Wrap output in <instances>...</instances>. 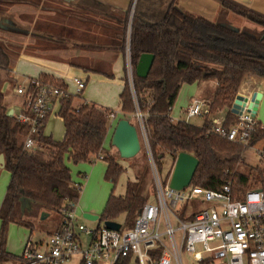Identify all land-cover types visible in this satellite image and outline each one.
Returning <instances> with one entry per match:
<instances>
[{"label":"trees","instance_id":"obj_1","mask_svg":"<svg viewBox=\"0 0 264 264\" xmlns=\"http://www.w3.org/2000/svg\"><path fill=\"white\" fill-rule=\"evenodd\" d=\"M217 1L223 14L232 11L251 19L257 26L234 29L226 25L224 16L209 20L181 9L178 0H168L165 8H162L164 0H136L123 20L121 50L125 52L129 29L134 90L138 107L145 115L149 147L156 164H161L165 154L176 159L179 152H189L199 159L191 184L217 189L231 179L233 195L240 197L252 187L264 192V167L246 164L240 170L245 164L242 154L248 147L210 131L208 114L204 115L201 125L174 120L170 115L184 83L214 80L215 90L206 100L211 112L227 109L224 127L228 128L237 121L230 109L245 75L252 73L264 77V15L234 0ZM143 53L154 54L146 76L138 75L136 70ZM12 57L0 43V154L5 157L3 168L11 174L0 206L1 262L9 258L5 245L11 222L30 228L32 233L30 218L42 212H55L60 215V221L64 210L70 209L71 203L76 204L82 184L73 181L66 157L75 163L92 162V155L106 153L103 143L109 129L108 116L113 111L94 102L74 103L76 96L65 97L60 109L65 124L63 139L55 140L44 134L46 120L33 133L36 149H25L30 126L20 122L16 115H8L10 104L2 89L3 82L9 80L14 84L16 81L10 78ZM82 67L113 76L97 66ZM39 77L57 85L64 84L62 79L46 73ZM128 87L127 82L120 93V111L123 112L136 110ZM263 137L264 128L258 129L250 142L253 145ZM103 156L108 163L105 175L116 183L125 168L114 156L107 153ZM169 177H164V182ZM142 179L139 176L135 181L129 180L123 195H115L112 190L98 223L120 222L119 218L124 216L122 226L132 227L141 208L151 200V190ZM23 197L27 198L28 206H22ZM186 208L187 204L183 210ZM118 264H125V261Z\"/></svg>","mask_w":264,"mask_h":264},{"label":"built area","instance_id":"obj_2","mask_svg":"<svg viewBox=\"0 0 264 264\" xmlns=\"http://www.w3.org/2000/svg\"><path fill=\"white\" fill-rule=\"evenodd\" d=\"M126 76L135 94L133 68L130 55L129 29L126 39ZM14 73V70H13ZM11 94L18 98L11 105L12 116L30 126L24 141L27 150L36 149L33 133L51 116L60 115L62 100L68 96H80L87 84L85 76L72 78L69 84L57 85L38 77L15 78ZM3 91H5L3 89ZM136 100V95H134ZM87 103L88 101H84ZM246 102L237 121L224 127L226 111H210L209 101L200 97L190 100L185 116L174 120L209 115L210 131L242 146H251V137L264 125L258 121ZM143 130L144 143L149 154L155 180L156 194L139 211L132 227L110 229L105 222L89 226L76 213V204L63 212L60 225L49 234L47 240L35 239L33 233L24 243L20 255H10L11 264H118L135 256L139 264H183L182 251L189 252L200 264H264V192L252 187L233 195L232 180L219 188L201 185L175 190L164 182L149 147L145 128V115L136 104ZM172 111V109H171ZM171 115V114H170ZM109 116L115 119L116 111ZM62 118V117H61ZM63 119V118H62ZM264 167V145L257 149ZM104 160L102 154L92 155L91 160ZM71 160L66 157V162ZM68 164V163H67ZM208 202V206L194 209L190 201ZM187 204V208L183 210ZM161 253H153L154 250Z\"/></svg>","mask_w":264,"mask_h":264},{"label":"rangeland","instance_id":"obj_3","mask_svg":"<svg viewBox=\"0 0 264 264\" xmlns=\"http://www.w3.org/2000/svg\"><path fill=\"white\" fill-rule=\"evenodd\" d=\"M90 7H96L91 0H80L78 2L77 0H0V24L1 22L4 23V21L7 22L8 20H11L17 27L22 29L21 32H15L7 30L1 27L0 25V43L4 46L8 53L13 56L10 61L12 68L10 78L14 80L16 77L21 78L23 76L38 77V72L43 69L40 63L35 60L28 59L23 55L29 54L37 57L47 56L55 59L65 58V60L70 59L76 54L88 55V52L85 51H79V53L70 52L72 54H68V52L64 50V47H68V49L71 48V43H69L67 39H65L63 42L59 41V38L57 36L54 37L51 32H60L59 29H61L62 27H58L60 25L58 23L59 20H61L62 17L66 19L70 18L73 15L75 16V19L81 18L85 22L83 23L82 21L81 29H78L80 27L79 26L76 29L70 30L67 29V27L69 26L65 25V30L75 32V35L84 39L88 36H93V34H90L92 28L84 25H89L91 22L94 21L99 22L104 17L100 15L102 11L101 8H97L93 12ZM232 14L234 15L233 19H230L232 23H243V26H246V28H248L250 24H255L254 21L243 15L237 13ZM252 27L253 26H251L250 28ZM79 32H81L80 35ZM50 33L52 35H49ZM47 38L56 42L57 44L50 43ZM92 38L93 37H91L90 39ZM76 58L80 61H83L84 63H87V58ZM13 68H16L15 71L17 73H13ZM86 75H88L89 80L85 90L83 91L84 94H81L79 97L76 96L73 99V102L79 103L82 101H86L82 97V95H84V97L86 96L85 98H87L86 93L90 91L92 95L90 96V98H88L91 101L96 102V100H94L93 98L94 96H103L109 103L108 107L113 108L115 111L120 102L121 90L117 91L116 86H114L112 81L110 83H100L97 75L94 73ZM127 82L129 86L128 88L132 94V99L134 100V104H137L138 106V102H136L134 99V95H136V93L133 95V92L131 91L132 87L128 79ZM67 84H69V90L72 92V81L67 80ZM11 87L12 82H10L9 80L3 82L2 89L5 90V99L7 103L10 104V108L11 105L17 102L18 100L16 96L11 94ZM215 87L216 83L214 80L201 81L199 84H183L179 95L174 103L175 113L184 118L186 105L190 98L192 96V98H209L213 94ZM138 115L139 114L136 109L135 111L130 110L127 112H116L115 119L108 116L109 128L113 121L117 123V120L122 117L128 118L131 123H133L137 127L141 143V148L139 152L135 156L128 158L122 157L118 149L114 145H110L108 142L106 143L107 145L104 144V150L106 151V153L117 158V160H119V162L125 168L124 172L116 181V183L112 182L106 177V166L104 163H102V159L97 160L95 162L92 161V163L94 164L88 161L75 163L73 162V160H69L67 162L68 166L71 169V175L73 176L74 180L82 184V191L80 193L79 200L84 195L87 200H92L94 206L97 205V213L94 214H98L99 216L102 214L112 190L113 194L115 195H123L126 191L127 182L129 180L135 181L139 176L141 177V179L143 177L142 180L145 181L146 187L151 190V200L156 194L154 175L150 164L149 154L144 143L142 130L143 126H141L139 120L140 118ZM203 118L204 116H202V118L201 116H196L192 117L190 121L193 124L200 125L201 121L203 122ZM257 118L260 119L259 115L257 116ZM262 123L264 124V122ZM45 131L47 135H51L55 140L63 139L65 133V124L63 122V119L57 115H51L47 119ZM260 144L261 143L253 144L243 152L242 158L245 164H242L240 170H243V167L246 164L253 166H261V160L259 159L257 150L261 148ZM106 153L101 152L102 155H105ZM174 163L175 158L172 157L170 154H165V156L161 159V164H157L160 174L163 178L167 175L171 176ZM93 165H95L96 167H93ZM92 168H95L93 172H91ZM170 170L171 172H169ZM10 179V172L7 169L2 168L0 170V206L5 197ZM190 204L194 209L208 206V202L203 203L199 200L190 201ZM86 210H89V208L80 203L78 206L76 205V212L79 215V219L89 226H96L98 224L97 220H89L83 217V214ZM59 217L60 215L58 213L51 212L48 213L45 218H41V215L30 218L33 223V229H31L35 239L41 238L47 240L49 234L52 233L58 225ZM123 218L124 216H121L119 218L121 223L123 222ZM1 227L2 221L0 219V232ZM123 228L125 227L123 226ZM30 233V228L11 222L7 228V239L5 245L6 251H10V253H12L13 255H20L24 248V243L30 236ZM182 259L183 264H198L192 258L191 254L185 250L182 251ZM125 264H139V262L136 260L135 256H132L130 260H126Z\"/></svg>","mask_w":264,"mask_h":264},{"label":"crops","instance_id":"obj_4","mask_svg":"<svg viewBox=\"0 0 264 264\" xmlns=\"http://www.w3.org/2000/svg\"><path fill=\"white\" fill-rule=\"evenodd\" d=\"M78 1L80 0H77V2ZM91 1L96 7H93V8L90 7V9L93 10L94 12L95 9L101 8L102 11L100 15L104 17L99 22L94 21V22H91L93 24L90 23L89 25L87 24L84 25V26H88L92 28V31H91L92 33L90 32V34H93V36H88L87 38L84 39V38H80L77 35H75V32L70 31L71 29H76L79 26L80 27L78 29H81L82 27L81 23L83 19L81 18L75 19V16L73 15L70 18H66V19L62 17V19L59 20L58 23L61 26L59 25L58 27H62L61 29H59L60 32L58 33L51 32L54 35V37L57 36L59 38V41L63 42L65 39H67V41L71 43V48L68 49V47L66 48L64 47V50H66L68 54L70 52L79 53V51H85V52H88V55L87 54H81V55L76 54L68 60H65V58L55 59V58H51L47 56L37 57L34 55H29V54L23 55V56H25L28 59L35 60L42 65L43 69H41L38 72L39 74L37 76H39L42 72V73L52 75L55 78L62 79L64 82L67 83V80L72 81V78L74 76L80 75V76H85L87 79V83H88L89 77L86 74L94 73L97 75L100 83H107V82L110 83L112 81L114 86H116V90L117 91L121 90L122 92L127 83L126 54L125 52L121 50V45L123 43V28H124L123 20L130 6H131L130 8L131 10H132V7H134L136 0H91ZM234 1L264 15V0H234ZM167 2L168 0H164V5L162 8H165ZM178 6L185 11L194 13L198 16L205 17L209 20H215L218 17L224 16V18L227 21L226 24H228L232 28H237V29L246 28V26L245 27L243 26L244 25L243 23L241 24L232 23L230 19L231 18L233 19L234 15L232 13L234 12L228 11L224 13L225 14L224 15L221 11L222 6L217 0H178ZM130 15H131V12H130ZM84 22L85 21H83V23ZM65 25L69 26L67 27V29H70V30L66 31ZM251 26L255 27L257 26V24L256 23L250 24L248 28H250ZM51 33L49 35H52ZM80 33L81 32H79V35ZM91 37L93 38L90 39ZM50 39L47 38V40L50 43H54V44L56 43ZM76 57H80L84 59L87 58V63L80 61ZM82 65H86L88 67L97 66L99 70L112 73L113 76L109 77L105 73H99L96 71H91V72L87 71L84 67H82ZM15 69L13 68L14 72H16ZM194 83L199 84L200 82L199 83L194 82ZM184 84H188V83H184ZM238 93L248 97L249 100H253L257 102L258 104L257 116L259 115L260 117L258 121L260 123L264 122V77H261V76H258L252 73H247L242 81V84L240 86ZM82 94H84V92ZM86 95H87V98L88 97L90 98L92 93L89 91L88 93H86ZM82 97L88 102H94V101H91L89 98H88L89 100L85 98L86 96L84 97V95H82ZM93 98L94 100H96V102L94 103H96L97 105L103 106L106 108H111V107H108L109 103L106 101L105 97L103 96L95 97L94 96ZM190 100L188 101L187 105L189 104ZM174 106L175 104L172 107L171 116L174 119L180 118L179 117L180 115L175 113ZM224 110L227 112V109H224ZM115 111L116 112L120 111V103L117 106V109ZM115 123L116 122L113 121L110 128L108 129V133L104 140L103 146L107 142L111 145V137L114 131ZM190 123L192 122L190 121ZM201 124H202V121H201ZM44 134L47 135L45 128H44ZM257 143H261L260 147H262L264 145V138L254 144H257ZM102 163H104L107 168L108 163L105 160H102ZM93 167H96V166L93 165ZM94 169L95 168H92L91 172H93ZM72 179L74 182H76L73 176H72ZM76 183H79V182H76ZM79 203L89 208V210H86L85 212H91L93 214L97 213V209H96L97 205L94 206V203H92V200H87L85 195L81 197L80 200L78 199V201L76 202V205L78 206ZM60 221L58 225L56 226V228L60 225ZM8 253H9V258L3 262L0 261V264H11L12 263V259L10 255H13V254L10 253V251H8Z\"/></svg>","mask_w":264,"mask_h":264},{"label":"water","instance_id":"obj_5","mask_svg":"<svg viewBox=\"0 0 264 264\" xmlns=\"http://www.w3.org/2000/svg\"><path fill=\"white\" fill-rule=\"evenodd\" d=\"M1 27L15 32H21L22 29L17 27L11 20L4 23L1 22ZM228 25V24H226ZM229 26V25H228ZM231 27V26H229ZM232 28V27H231ZM237 29V28H234ZM24 32V31H23ZM216 37L215 35H213ZM154 54L152 53H143L137 64V74L140 76H146L150 70V67L153 63ZM249 101L248 107L252 108L251 111L253 114H257L258 104L256 101L249 100L248 97L237 93L232 106L231 112L235 114L241 113L246 102ZM13 110L8 111V115L12 116ZM111 144L114 145L122 157L128 158L135 156L140 148V138L138 134L137 127L131 123L128 118L122 117L117 120V123L114 127V131L111 137ZM161 157V155H160ZM5 164L4 154H0V167L3 168ZM199 159L193 154L185 151L178 153L174 167L169 179V186L175 190H182L185 187L189 186L194 177L195 171L198 167ZM22 206H28V201L26 197L22 198ZM48 215V212H42L41 218H45ZM83 217L89 220H98L99 215L93 214L91 212H85ZM105 225L110 229H119L121 223L116 220H107Z\"/></svg>","mask_w":264,"mask_h":264}]
</instances>
